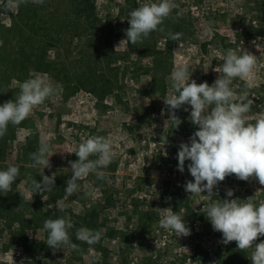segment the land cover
<instances>
[{"label": "rangeland", "instance_id": "rangeland-1", "mask_svg": "<svg viewBox=\"0 0 264 264\" xmlns=\"http://www.w3.org/2000/svg\"><path fill=\"white\" fill-rule=\"evenodd\" d=\"M146 2L158 0H131L130 5L127 0H95L98 22L94 25L77 18L69 0L29 2L7 15L0 14V41H3L0 65L10 74H17L19 41L28 50L41 44V37L28 30H20V35L13 30L20 12H26L29 6L42 11L45 20L42 26L54 38L46 56L48 61L75 70L88 58L92 62L100 61L97 73L103 80L112 82V91L103 101L86 90L66 99L62 85L51 73L32 71L31 77L47 74L56 93L27 117L29 128L18 130L9 144L6 164H27L23 148L27 137L34 134L40 142L45 140L52 146V167L43 171L39 168L40 176L55 173V183L65 184L66 188L72 175L69 161L78 159L74 152L82 138L110 137L115 152L114 161L104 169L107 180H98L90 173L78 181L80 190L76 194L69 197L64 191L61 197L50 200V204L48 198H43L41 210L29 190V176L12 185L9 213L0 214V264L22 261L23 264H94L96 259H101L91 245L77 239L71 240L79 245L80 251L63 247L53 252L45 243L48 233L43 230L44 221L65 216H71L75 230L87 227L101 232L103 246L109 254L103 264H252V249L242 251L235 241L223 244L222 234L213 230L206 217L201 223L194 221L187 237H179L159 226V220L166 214L163 209L175 211L182 198L195 212L204 214L208 204L228 198V189L234 191L228 199L264 200V192H257L264 191V186L255 179L238 180L234 174L214 188L217 195L212 198L203 196L207 192L191 195L185 191V183L193 180L187 170L190 161L185 162L181 173L177 168V152L180 143L189 142L198 126L190 122L191 108L185 105L188 111L184 107L176 110L181 120L176 127L164 99L171 94L173 68L187 65L190 80L198 84L207 81L211 85L220 75L214 69L222 67L226 50L243 47L258 57V66L247 80L234 79L232 87L239 94L247 84L249 98L254 100L249 122H255L264 111V0H175L183 15L177 17L174 10L162 25L163 33L152 32L142 43L119 46L126 39L124 30L129 27L130 11ZM169 31L183 36L173 41L167 36ZM109 44L116 53L110 68L107 61L112 51L106 50ZM155 44L158 55L152 50ZM104 51L108 55H102ZM162 57H167L161 70L165 75V93L158 90L148 72ZM19 85L20 82L13 80L10 88L19 93ZM136 209L149 215L146 228L140 225ZM110 230L113 238L108 237ZM24 240L41 243L44 248L40 253H28ZM262 240L264 237H259L255 243Z\"/></svg>", "mask_w": 264, "mask_h": 264}, {"label": "clouds", "instance_id": "clouds-1", "mask_svg": "<svg viewBox=\"0 0 264 264\" xmlns=\"http://www.w3.org/2000/svg\"><path fill=\"white\" fill-rule=\"evenodd\" d=\"M29 2L43 4L44 0H3L0 3V14L7 15ZM174 10L177 17L183 15V9L175 0H158L143 3L130 11L127 19L129 27L124 30L126 39L121 40L119 46L124 43H142L152 32L163 33L165 29L162 25ZM207 31H212L211 25ZM167 36L173 41H179L183 33L169 31ZM2 45L3 41H0ZM223 61L221 68L214 69L220 75L211 85L207 81L198 84L194 79L190 80L187 65L173 68L169 85L171 94L164 99L169 118L176 127L181 124L176 110L185 105L191 108L190 122L198 126V130L192 134L189 142L180 143L177 168L183 173L185 162L190 161L187 170L193 180L185 183V191L191 195L207 192V195H203L207 198L216 196L214 188L233 174L238 180L255 179L264 186V111L255 122H249L248 114L252 111L254 100L249 98L247 84L239 94L232 87L234 79L247 80L252 76L258 66V57L243 47L239 50L228 48ZM19 89L15 100L0 105V138L7 134L9 124L19 125L32 114L35 107L56 93L47 74L30 77L20 83ZM184 110L189 109L184 107ZM163 140L167 143L166 137ZM51 153V144L41 140L38 150L30 153L32 163L28 167H39L42 171L45 168L51 169ZM74 153L78 159L69 161L72 175L64 190L69 197L80 190L78 181L90 173H94L98 180H107L104 169L115 159L112 139L99 135L82 138ZM92 156L96 158L90 159ZM19 174L20 165L12 162L8 163L6 169L0 170V194L12 191V185ZM55 176V173L52 176L43 174L41 182L33 179L29 190L43 197L44 193L53 191ZM233 195V190L226 191L228 198ZM228 198L208 204L204 209L206 219L214 231L222 234L223 244L235 241L237 248L242 251L252 249V264H264V240L255 243L259 237H264V200L253 202V197L243 200ZM163 210L166 214L159 220L161 228L171 230L179 237L191 234V229L179 212L171 208ZM73 228L71 216L46 219L43 223V230L48 233L45 243L53 252L63 247L80 251L79 245L73 243L70 237ZM75 236L88 245L101 240L100 231L87 227L77 228Z\"/></svg>", "mask_w": 264, "mask_h": 264}, {"label": "trees", "instance_id": "trees-1", "mask_svg": "<svg viewBox=\"0 0 264 264\" xmlns=\"http://www.w3.org/2000/svg\"><path fill=\"white\" fill-rule=\"evenodd\" d=\"M71 6L73 8V13L80 20L90 23L92 25L98 22V19L95 16V0H69ZM128 5H130L131 0H127ZM19 22L14 24L13 30L19 32L20 30H28L32 34L41 37V44L35 48L28 50L24 44L19 41L20 46L18 49V56L20 60L17 62L16 75L10 74V71L0 65V105L8 100H15L18 91L15 89H11L10 85L13 80H16L20 83L29 79L31 77L32 71L37 73H51L53 79L60 83L65 91V98H69L77 94L81 90L89 91L94 94L96 98L100 101H103L104 97L109 95L112 91V82L110 80H103V76H100L97 73V68L101 64L100 61L92 62L90 58H88L81 68L67 67L64 65L58 66L54 62H50L46 59L48 49L52 43H54V38L50 36L49 30H44L42 24L45 23V20L42 15V11H39L36 7L27 6L26 12H20ZM17 37V35H16ZM18 38V37H17ZM155 47H152L153 52H155ZM106 50H111L112 53L108 56L107 67L110 68L112 65V61L116 53L113 52L111 45L106 46ZM102 55H108L107 52H102ZM100 54V55H101ZM160 52H155L154 55H158ZM167 63V57H162L159 60H156L154 67L149 69L148 72L151 73L152 79L154 83L157 85L158 90L165 93L166 90V81L165 75L162 74V68ZM79 70V71H77ZM160 77V78H159ZM29 122L27 118L22 121L19 125L13 126L9 124L7 134L0 138V170L6 169V151L9 144L15 140L18 130L20 129H28ZM40 141L39 138L30 134L27 139L25 146L23 148V153L26 158L27 164L20 165V174L19 177L14 181L13 185L22 181L26 175L29 176V189L31 187V181L35 179L37 182L42 181V176L39 173V167L31 168L28 167L29 164L32 163L30 160V153H33L38 150ZM113 171V170H111ZM65 184H61L59 182L55 183V187L53 191L44 193L43 197L41 194H33L34 202H36V207L41 210L42 203L41 200L43 198H48L47 203L50 204V200L57 199L61 197L64 192ZM12 196V192L7 194H0V214L9 213L10 199ZM13 212V211H12ZM174 212H179L181 216L184 217V220L187 226L191 229L194 221L202 222L204 220L205 214L195 212L187 202V200L180 201L176 206V210ZM184 212V213H183ZM136 216L140 220V225L144 228L148 226L149 215L143 212H138V209L135 210ZM183 213V214H182ZM75 225V224H74ZM76 230L73 228L70 230L71 239H76L75 236ZM113 231L110 230L109 238H113ZM74 241V240H73ZM76 241V240H75ZM104 238L101 237L99 243L91 245L93 249L101 256V259H96L94 264H103L102 261L108 258V250L103 246ZM24 249L28 253H40L44 246L41 243H34L31 240H24L23 242Z\"/></svg>", "mask_w": 264, "mask_h": 264}]
</instances>
